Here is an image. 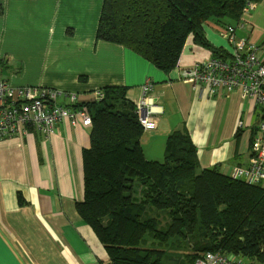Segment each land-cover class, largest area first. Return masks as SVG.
I'll use <instances>...</instances> for the list:
<instances>
[{"label":"crops","instance_id":"obj_1","mask_svg":"<svg viewBox=\"0 0 264 264\" xmlns=\"http://www.w3.org/2000/svg\"><path fill=\"white\" fill-rule=\"evenodd\" d=\"M102 5L103 0H0V82L74 93L78 104L106 86L126 87L134 103L149 81L145 96L156 127L141 137L147 159L162 161L168 134L181 130L196 146L198 169L217 167L230 176L235 166L247 165L260 112L255 101L238 89L212 94L180 79L183 69L211 52L189 35L176 67L164 72L122 44L97 38ZM240 19L244 26L237 36L259 46L264 56V0L253 1ZM225 25L208 21L203 31L229 59ZM90 128L76 115L75 124L63 117L49 134L27 125L19 135L0 137V264L108 263L76 208L84 195Z\"/></svg>","mask_w":264,"mask_h":264},{"label":"trees","instance_id":"obj_2","mask_svg":"<svg viewBox=\"0 0 264 264\" xmlns=\"http://www.w3.org/2000/svg\"><path fill=\"white\" fill-rule=\"evenodd\" d=\"M253 1L103 0L96 36L164 72L176 67L189 35L211 57L228 60L208 43L203 26L233 24ZM101 91L102 99L73 105L86 107L92 119L89 125L81 121L91 128L83 150L84 195L76 208L104 247L107 264H163L171 238L196 240L194 250H221L264 264V187L217 167L198 170L196 146L181 130L168 134L162 161L147 159L144 129L126 87ZM149 208L163 211L164 218L150 215Z\"/></svg>","mask_w":264,"mask_h":264},{"label":"built area","instance_id":"obj_3","mask_svg":"<svg viewBox=\"0 0 264 264\" xmlns=\"http://www.w3.org/2000/svg\"><path fill=\"white\" fill-rule=\"evenodd\" d=\"M249 2L242 13L246 12ZM244 25L239 19L227 24L222 30L223 37L232 48L231 58L209 57L195 62L180 73V79L193 87L203 85L212 94L219 90L232 92L239 90L243 98L254 100L259 108V119L251 134L249 146L251 158L247 165L235 166L230 177L247 184L264 187V56L260 47L249 39L240 38L236 31ZM143 97L134 102V112L144 130L156 127L155 112L147 102L145 93L151 90L152 83L142 86ZM220 92V91H219ZM95 100L103 98L101 89L93 92ZM66 99L64 105L59 99ZM77 96L74 93H61L58 90L37 86L14 87L6 81L0 82V137L20 134L27 125H33L40 133L49 134L57 121L63 117L75 124L76 115L84 125L92 122L86 107H74ZM193 264H251L250 259L221 250L205 251L198 255Z\"/></svg>","mask_w":264,"mask_h":264},{"label":"rangeland","instance_id":"obj_4","mask_svg":"<svg viewBox=\"0 0 264 264\" xmlns=\"http://www.w3.org/2000/svg\"><path fill=\"white\" fill-rule=\"evenodd\" d=\"M139 191L140 189L138 190L136 195L137 197L140 198L141 196H140ZM147 213H150V215L158 214L161 220L165 216V213L163 211H156L154 208H149L147 210ZM171 239H172L171 243L167 247L164 248L165 255L162 259L163 264H175L178 261H181L182 264H192V260L194 256L197 257L203 252L207 251V250L205 251L204 250H194V242L196 240L179 239V238H171ZM250 263L256 264L255 261L251 259H250Z\"/></svg>","mask_w":264,"mask_h":264}]
</instances>
